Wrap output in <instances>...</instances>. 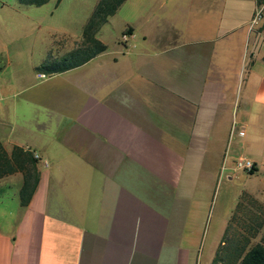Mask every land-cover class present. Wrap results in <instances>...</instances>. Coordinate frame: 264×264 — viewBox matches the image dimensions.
Wrapping results in <instances>:
<instances>
[{"label": "crops", "instance_id": "0c3cea01", "mask_svg": "<svg viewBox=\"0 0 264 264\" xmlns=\"http://www.w3.org/2000/svg\"><path fill=\"white\" fill-rule=\"evenodd\" d=\"M262 2L131 0L119 32L127 29L125 43H104L61 72H35L37 87L22 103L39 111V127L29 144L0 146L48 165L35 160L23 205L21 173L0 178L11 181L15 201L13 229L0 232V264H196L178 183L208 181L220 166L210 140L225 133L244 59L256 53L264 62V29L250 32ZM250 65L241 106L249 121L264 114V69Z\"/></svg>", "mask_w": 264, "mask_h": 264}, {"label": "rangeland", "instance_id": "374dc122", "mask_svg": "<svg viewBox=\"0 0 264 264\" xmlns=\"http://www.w3.org/2000/svg\"><path fill=\"white\" fill-rule=\"evenodd\" d=\"M96 1L48 0L35 6L0 0V140L6 146L11 141L27 144L25 138H30L39 127L34 120L39 111L22 103V97L37 87L31 82L38 79L34 66L47 55L57 59L78 44L81 27ZM131 6V0H127L108 17L96 34L101 42L110 47L116 44L123 19L131 16ZM254 24L250 32L255 27L264 29V9ZM260 57L252 53L244 59L240 70L243 80L237 87L234 109L225 119V133L210 140H215L211 144L214 150L217 147L220 164L217 170L213 168V177L207 181L199 175L186 182L181 176L178 183L177 195L186 193V223L193 219L194 230L183 233L195 239L196 264H233L241 251L244 253L264 234V114L256 120L251 113L249 121L242 118L241 111L246 69L251 62L260 63V68L254 66L253 71L262 72L264 62ZM249 94L252 101V91ZM250 106L256 111L259 104L250 102ZM237 157L254 160L255 171L249 174L223 169L224 162L234 164ZM9 182L0 179V232L13 229L15 221V201Z\"/></svg>", "mask_w": 264, "mask_h": 264}, {"label": "trees", "instance_id": "16d2710c", "mask_svg": "<svg viewBox=\"0 0 264 264\" xmlns=\"http://www.w3.org/2000/svg\"><path fill=\"white\" fill-rule=\"evenodd\" d=\"M20 4L39 6L48 0H15ZM58 0H56L57 2ZM124 0H97L91 9L87 19L81 27L79 42L76 46L69 49L66 54L57 59H50L48 56L39 65L34 67L37 73L50 75L61 72L69 68L76 67L95 55L105 51L106 45L102 43L96 34L100 27L113 15ZM126 34L127 29L119 35ZM35 159L28 150L13 146L9 153H6L0 146V178L14 172H20L22 182L19 189L20 203L23 205V196H28L34 186L36 179ZM255 171L254 165L247 171L251 174ZM233 264H264V234L259 241L249 246V248L237 255Z\"/></svg>", "mask_w": 264, "mask_h": 264}, {"label": "built area", "instance_id": "2783aa9c", "mask_svg": "<svg viewBox=\"0 0 264 264\" xmlns=\"http://www.w3.org/2000/svg\"><path fill=\"white\" fill-rule=\"evenodd\" d=\"M264 9V2H262L255 10L252 20H251V25L256 22L261 17L262 10ZM126 34H121L120 39L121 41L125 42L126 41ZM39 77H42L43 74H38ZM32 157L38 161L42 166L46 167L48 165L47 160L41 158L38 154L32 152L31 153ZM253 166V162L249 159H246L244 157H237L234 161L233 168L237 170H244V171H249Z\"/></svg>", "mask_w": 264, "mask_h": 264}]
</instances>
